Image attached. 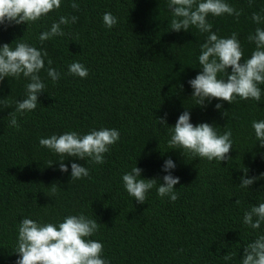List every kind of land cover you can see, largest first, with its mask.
<instances>
[{
  "label": "trees",
  "instance_id": "trees-1",
  "mask_svg": "<svg viewBox=\"0 0 264 264\" xmlns=\"http://www.w3.org/2000/svg\"><path fill=\"white\" fill-rule=\"evenodd\" d=\"M61 0V8L27 25H0V44L27 42L43 48L48 56L40 73L46 84L34 111L16 114L19 129L10 126L8 113L25 96V78L0 82V98L10 108L0 111V264H15L18 225L23 218L58 223L68 215L97 219L99 230L90 239L104 246L103 258L110 264H240L243 248L260 229L243 223L244 213L264 203V179L250 189L241 188V171L247 176L264 172V148L255 138L252 122L264 119L262 101L240 100L229 105L213 99L196 106L187 83L201 71L200 44L205 35L170 30L167 0ZM243 10L238 21L232 16L209 17L221 37L238 33L245 59L254 45L247 41L256 27L253 12L264 17V0H226ZM111 12L117 24L108 28L103 14ZM60 16H77L76 23L61 25L64 35L39 41L41 32ZM51 59L52 64L47 61ZM80 62L87 78L68 74V66ZM61 73L58 82L47 68ZM183 85V88H180ZM264 89V85H261ZM188 108L191 122L213 124L222 134L232 131V157L227 163L193 158L169 150L170 128ZM167 112V124L157 117ZM225 112V115H222ZM117 129L120 139L105 154V162L66 158L68 172L58 167L59 156L39 145L40 138L92 129ZM171 158L179 184L176 201L159 197L153 188L147 201L138 204L123 186L122 176L137 162L142 177L165 175L164 161ZM52 166H45L48 161ZM89 169V176L70 180L71 163ZM162 183V179L160 180ZM55 189V191L53 190ZM46 194V195H45ZM225 255H232L225 261Z\"/></svg>",
  "mask_w": 264,
  "mask_h": 264
},
{
  "label": "clouds",
  "instance_id": "clouds-1",
  "mask_svg": "<svg viewBox=\"0 0 264 264\" xmlns=\"http://www.w3.org/2000/svg\"><path fill=\"white\" fill-rule=\"evenodd\" d=\"M251 6L253 0H248ZM73 9L79 5L73 0ZM167 7L171 12L170 30L180 32L195 28L205 38L200 44L198 64L201 68L194 78L187 83L192 88L190 97L195 99L196 106L204 108L213 99L220 101L214 105L215 109L222 108L221 102L229 105L240 100L262 101L264 96V28L256 27L247 36V41L254 45L250 57L245 59L244 48L238 39V33L232 32L228 37H221L213 31L209 17L232 16L239 19L243 10H238L226 0H167ZM61 8V0H0V25H27L35 23L50 13ZM77 16H60L58 21L39 35V41L63 36L65 33L61 25L76 23ZM251 20L256 25L264 24V17L253 12ZM118 18L111 12L103 14V23L112 28ZM11 43L0 44V82L4 79L25 78L29 82L25 86V96L16 100L15 112H9V124L19 129L16 114L34 111L39 103V95L45 91L46 84L40 73L45 69V58L48 53L43 48H37L27 42H18L15 47ZM52 64L51 59L47 61ZM68 74L80 78H87L88 69L80 62H73L68 66ZM47 76L53 83L58 82L61 73L52 67L47 68ZM183 88V85H180ZM2 91V88H0ZM8 100L0 98V111L10 108ZM225 115V112H222ZM168 113L157 117L160 125L167 124ZM255 138L260 147L264 148V119L252 122ZM169 150H180L189 153L193 158H203L208 161L229 162V152L233 149L232 131L225 130L220 134L213 124L201 122L193 124L188 108L178 116L170 128ZM120 133L113 128L92 129L86 134L68 131L60 135L40 138L39 145L60 157L59 170L68 172V166L63 161L68 157L78 160L90 159L96 164L105 162V154L110 147L118 142ZM54 161H48L45 166H52ZM176 168L175 162L168 158L162 165L166 173L161 177L144 178L143 169L137 167V162L130 171L122 176L123 186L129 196L138 204L147 201V195L153 188L159 197H168L176 201L179 194L175 185L179 184V177L172 174ZM240 187L250 189L256 181L264 179V172L259 176H247L249 169L245 166L241 170ZM89 176V169L81 164L72 162L70 180H78ZM162 179V183L160 180ZM55 191V189H53ZM46 195V194H45ZM243 223L251 229H260L264 224V203L252 206L244 213ZM99 230L97 219L83 214L68 215L62 222L43 223L31 218H23L18 225V236L15 253L18 258L15 264H110L103 258L104 246L97 240L90 239ZM232 255H225V261H231ZM240 264H264V234L256 238L243 248Z\"/></svg>",
  "mask_w": 264,
  "mask_h": 264
}]
</instances>
